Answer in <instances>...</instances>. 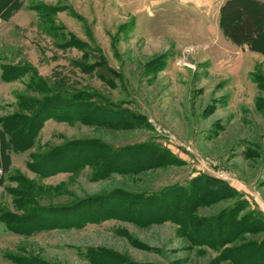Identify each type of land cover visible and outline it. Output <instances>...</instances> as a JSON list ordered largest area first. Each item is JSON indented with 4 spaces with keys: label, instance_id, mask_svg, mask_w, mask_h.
<instances>
[{
    "label": "rangeland",
    "instance_id": "1",
    "mask_svg": "<svg viewBox=\"0 0 264 264\" xmlns=\"http://www.w3.org/2000/svg\"><path fill=\"white\" fill-rule=\"evenodd\" d=\"M224 1L0 0V118H73L0 149V264H264V227L246 232L264 222V33L233 44ZM137 147L162 155L137 166L121 155ZM50 155L42 176L31 165ZM204 175L219 183L188 219L139 217L138 196ZM30 213L51 228L7 231Z\"/></svg>",
    "mask_w": 264,
    "mask_h": 264
},
{
    "label": "trees",
    "instance_id": "2",
    "mask_svg": "<svg viewBox=\"0 0 264 264\" xmlns=\"http://www.w3.org/2000/svg\"><path fill=\"white\" fill-rule=\"evenodd\" d=\"M220 19L222 22V30L224 35L235 45L242 46L247 45L251 48H253L263 37L264 33V1L262 0H225L223 4H221L219 9ZM6 71L2 69L0 73V81L7 82L12 81V79H9L11 77H7L5 75ZM13 74V73H10ZM9 74V75H10ZM8 75V76H9ZM38 83V80H36ZM29 84V82H28ZM41 85V84H40ZM73 97V96H72ZM52 102L57 103V99H52ZM47 102V101H46ZM61 102H64L63 100ZM65 102H72L71 101H65ZM46 104V103H45ZM64 105H62L63 107ZM80 110V108H79ZM56 110H49L48 112L43 113H34L33 115L29 116L28 118H21L19 116H9V117H3L0 118V149L3 150L5 157V154L7 152H14V153H21L23 151H26V149L30 148L32 146V143L34 142L36 136L38 135L39 130L42 128L43 124L49 120V119H55L57 121H70L73 120L72 117H68L66 114H59L56 117L54 116V113ZM90 114V113H85ZM85 114L83 116H85ZM93 114V113H91ZM102 114V113H99ZM109 114V113H108ZM119 113H117L118 119ZM112 116H108L106 119L105 124L115 123V119H113ZM19 120H23V123H20ZM25 122V123H24ZM108 122V123H107ZM121 123L119 126L126 127V128H133L134 125L129 123L128 121H120ZM153 147H150L148 149H139L137 148H128L127 150L129 153H121L122 157L127 159H133V164L136 165L140 160L143 162H150L149 160L156 161L158 158H160V154L162 155V152L158 151V149H155ZM62 150L57 151L56 154H52L55 159L54 162H58L55 155L58 153L61 154ZM52 155L46 156V157H39L35 159L34 163H32V167L35 168V170H38L37 173L42 175L39 171L41 170L42 166H45L44 164H47L48 160L51 159ZM43 158V159H42ZM5 160L7 158L5 157ZM42 160V161H41ZM37 165V167L35 166ZM137 166H139L137 164ZM64 170V169H63ZM62 171V169H56L54 172ZM53 172V171H52ZM47 173L48 174H51ZM44 173L42 176H45ZM218 180L213 179L212 177H209L207 175L202 176L201 178H196L193 180L192 183H190V192H186L185 189H180L177 187V189H170L168 191H165L161 193L160 195H150L148 194L144 196H138L135 203L138 207H140L139 217H143L146 219L151 218L152 221L155 222H162L161 220H167L172 219L175 217L177 220L184 221L185 219H188L189 212L192 210V208L197 204V199L193 195L196 192H204L207 189H211L212 187H215L218 185ZM180 190V191H177ZM221 191V190H220ZM229 192V190H227ZM179 194V201L176 206V203L173 201H170L172 203L171 206H169V211L164 210L165 206V199L173 200V197ZM136 198L135 196L132 197V200L130 202H133V199ZM162 198V199H161ZM182 198H184L182 200ZM202 198V197H201ZM217 198V196H216ZM161 199V200H160ZM158 200L159 203L156 202ZM149 209L147 208V206ZM154 210V211H152ZM138 214V213H137ZM38 217V216H37ZM36 218V216L33 217V215L30 213L26 218H20L19 221H16V223L13 226H9V221L3 220L6 226L7 231H10V228L12 229V232H20L22 230H19L20 227L16 228L15 225H18L19 223H24L23 227L26 229H23L27 234H32L38 231L48 230L51 227H42L41 225L36 226L34 223H30L31 220ZM16 218L15 220H17ZM29 219V220H28ZM258 219L252 220L251 224L247 227L249 228L246 232H251L256 227L257 228H263L264 222L257 221ZM1 221V219H0ZM263 221V220H262ZM27 222V223H26ZM226 224L229 227L232 226H239V224L236 221H226ZM243 224V223H241ZM258 225L260 227H258ZM211 226V225H210ZM243 226H240L243 229ZM228 227V228H229ZM246 228V229H247ZM224 229V228H223ZM215 234H219V231L215 229H211ZM230 230V229H228ZM213 231H210V233H213ZM200 232L205 234L207 233V230H200ZM222 232V231H221ZM255 232V231H253ZM256 255L258 254V259L264 261V240L260 242L256 246Z\"/></svg>",
    "mask_w": 264,
    "mask_h": 264
}]
</instances>
